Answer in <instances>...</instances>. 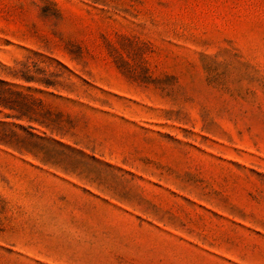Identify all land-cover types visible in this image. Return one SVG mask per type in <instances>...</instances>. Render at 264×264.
<instances>
[{"label": "rangeland", "instance_id": "374dc122", "mask_svg": "<svg viewBox=\"0 0 264 264\" xmlns=\"http://www.w3.org/2000/svg\"><path fill=\"white\" fill-rule=\"evenodd\" d=\"M0 81V264H264V0H0Z\"/></svg>", "mask_w": 264, "mask_h": 264}, {"label": "trees", "instance_id": "16d2710c", "mask_svg": "<svg viewBox=\"0 0 264 264\" xmlns=\"http://www.w3.org/2000/svg\"><path fill=\"white\" fill-rule=\"evenodd\" d=\"M4 85L1 81H0V86ZM6 94V91H3L0 89V107L3 109H8V110H12L15 111L16 113H20V109L22 108V106H20L19 104H17V102H15L14 100H11L9 97L8 98H4V95ZM11 94H9L10 96ZM23 114H20L18 117H22ZM5 118H9L8 116H5Z\"/></svg>", "mask_w": 264, "mask_h": 264}]
</instances>
